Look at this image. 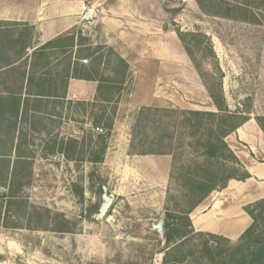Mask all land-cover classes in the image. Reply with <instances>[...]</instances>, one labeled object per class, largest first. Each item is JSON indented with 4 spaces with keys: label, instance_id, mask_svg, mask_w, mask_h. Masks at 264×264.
<instances>
[{
    "label": "rangeland",
    "instance_id": "rangeland-1",
    "mask_svg": "<svg viewBox=\"0 0 264 264\" xmlns=\"http://www.w3.org/2000/svg\"><path fill=\"white\" fill-rule=\"evenodd\" d=\"M108 1L128 12L115 16L123 24H111L128 33L125 53L129 60H137L141 92L133 97L127 84L119 93L115 89L110 104H39L40 114L30 124L21 120L16 130L18 141L26 146L20 154L29 159L9 158L13 130L1 127L6 122L0 119V264H164L166 244L155 227L162 217L182 214L192 206L194 198L187 195L181 176L193 172L194 161L202 156L189 146V140L177 136L174 156L133 155L132 135L139 120L147 126L153 120L166 122L175 132L184 111L217 112L211 92L221 90L231 112L248 113L256 103L253 116L264 117V23L244 21L240 13L226 16V4L247 0H200L204 9L197 0ZM100 4L103 11L106 3L100 0ZM102 26L97 22L85 26L88 34L70 32L87 38L81 63L92 69L96 49L105 46ZM28 29L32 37L25 40L34 44L39 32ZM13 30L15 36L26 33L22 26ZM179 33L194 35L195 39L186 36L191 54ZM67 34L62 37L68 38ZM5 36L0 35L1 93L21 95L28 71L36 78L52 80L57 94L63 93L69 60L68 54L63 56L66 47L50 50L55 55L36 60L33 69L34 50L28 49L29 57H21L22 45H12ZM101 53L108 56L107 49ZM114 60L112 56L113 64ZM97 70L105 78L119 79L112 65H99ZM144 107L165 109L168 114L146 113L142 121L138 114ZM94 120L105 131L96 130ZM157 132L147 131L151 139ZM70 140H79L80 145L67 160L61 145ZM102 145L106 146L103 162L91 163L89 159ZM56 156L61 159L54 160ZM104 188L115 200L99 221ZM205 240L189 238L184 264H206L199 251Z\"/></svg>",
    "mask_w": 264,
    "mask_h": 264
},
{
    "label": "trees",
    "instance_id": "trees-1",
    "mask_svg": "<svg viewBox=\"0 0 264 264\" xmlns=\"http://www.w3.org/2000/svg\"><path fill=\"white\" fill-rule=\"evenodd\" d=\"M199 5L201 1L197 0ZM246 3L233 2L226 4L228 7L227 17H232V13H240L241 19L250 23L262 25L264 23V0H247ZM223 4V3H221ZM250 4V5H249ZM204 9V8H202ZM231 11V12H230ZM219 16L220 14H212ZM253 20H251V19ZM236 19V18H235ZM25 26L26 33H21L15 36L13 28ZM5 28V29H4ZM29 26L25 24L13 23L7 25L0 22V35H6L12 45L21 44L19 55L21 57H29L28 49H33L31 54L32 68L37 65L36 60L43 59L52 55L50 50L67 48L68 51L63 52V56L69 55V60L66 62L65 79L70 78L97 81L99 82V100L103 103H113V93L124 90V85L131 82L130 66L114 49L107 46H98L95 53L98 55L95 58V69L87 67L81 63V47L86 46L87 38L81 36L76 41L75 36L68 38L59 37L53 41L46 43L44 46L35 48L33 43L28 42L32 36L28 33ZM5 36V37H6ZM186 36L194 37L193 34L179 33L180 40L185 45V49L189 54L190 49L186 43ZM204 37V36H203ZM195 39V37H194ZM77 48L76 59L73 60V51ZM108 56L101 53L106 50ZM93 53L92 55H94ZM90 55V56H92ZM115 57L114 64L111 57ZM103 65L106 68L113 67V72L119 76V79H108L99 75L98 66ZM35 83V96L40 99L43 97L54 98L57 96L56 89L52 88V80L45 76L39 78L32 74L28 77V90ZM119 85L118 88L116 86ZM49 92L48 94L46 93ZM211 99L217 109V112H200V111H184L182 112V120L176 123L175 132H170L169 123L153 120L147 126L139 124L133 130L131 142V150L133 155H171L174 156V142L177 139L181 141L189 140V146L198 153L201 151V161H194L192 172L187 171L181 177L185 179L188 187L187 195L190 199L194 198L192 206L182 214L169 215L165 218V244L164 264H184L187 259L183 252L191 236L207 238L199 246V251L203 254V259L206 264H264V200L256 202L245 208L248 215L252 218L251 226L244 232L240 240L233 244L229 240L205 233H196L193 229L190 214L204 200H206L213 192L223 190L232 180L245 181L251 176L245 170L244 166L231 150L226 138L235 133L242 125L249 121L253 109L250 112H231L223 90L220 92H211ZM42 104V100H38ZM13 103L19 108L21 98L17 96L13 98ZM166 113L165 109H153L144 107L139 111V119L143 121L146 113ZM28 108L25 106L23 115H27ZM19 115V110L16 111V117ZM256 122L264 132V117L256 116ZM93 126L96 130H101L100 121L94 120ZM111 126V125H110ZM15 126H7L8 130L14 129ZM16 128V127H15ZM110 128V127H109ZM149 129L158 131V135L151 139L147 133ZM103 131L104 128L102 129ZM101 136V134H100ZM13 141V138L11 139ZM80 143L77 140H70L68 144L61 145V153L65 154L67 160L72 159V154L77 149ZM22 144L18 145V151ZM106 153V146L102 145L99 152L93 154L89 161L94 164L102 163ZM20 157V156H19ZM20 159V158H19ZM175 168H173L172 177H175ZM240 173V174H239ZM102 191V190H101ZM182 240V241H181ZM179 241H181L179 243ZM220 242L228 244L222 247Z\"/></svg>",
    "mask_w": 264,
    "mask_h": 264
},
{
    "label": "crops",
    "instance_id": "crops-1",
    "mask_svg": "<svg viewBox=\"0 0 264 264\" xmlns=\"http://www.w3.org/2000/svg\"><path fill=\"white\" fill-rule=\"evenodd\" d=\"M93 1L9 0V2H6L0 0V22L25 24L39 32V39L35 40L34 43L35 48L44 46L46 43L67 33V36L73 35L78 41L80 32H70L81 31L82 34H88L84 28L82 16L87 5L93 4ZM104 1L106 5L104 4L103 13L97 21V23H101V26L103 25L101 27L103 29V43L105 46L114 49L130 66L131 82L127 92L134 97L141 92L143 87L141 72L138 67L134 66L137 60H129L127 53H125L126 46H129L130 43L127 38L128 33L124 29L115 30L111 24L116 21L123 24L115 16L126 15L128 12L123 8L117 9L115 6L110 5L108 0H101V2ZM139 32L142 33V31ZM137 37L143 41L141 36L138 35ZM84 47L81 48L84 49ZM76 51L77 48L73 51V61L76 59ZM139 54L142 55V52L140 51ZM140 61H143V59L141 58ZM156 61L154 60V62ZM30 75L31 72L28 71L25 78L26 86L21 95H16L14 92H9L10 94L0 92V119L6 122L1 127H16L12 129L13 141L11 140V150L9 155L7 154L9 158L12 155L21 160L31 158V156L20 154L26 146L18 141L16 130H18V122L25 120L30 124L31 120L40 114L37 109L40 104L38 100H42V104H50L53 103L52 101L76 102L78 104L87 102L103 103L97 101L99 100V82L75 78L67 80L65 90L60 95L57 94L58 97H43L40 99L35 96L34 91L29 92V90H32L31 87L28 90L27 80ZM127 84L128 82L125 85ZM32 88H35V84ZM16 96L21 98L19 108L13 103V98ZM134 103H136V99H134ZM25 106L28 108L27 115H23ZM256 108V103H254L253 110ZM17 110H19L18 117H16ZM253 115L254 113L251 114L249 121L226 138L229 147L251 177L245 181H230L225 189L213 192L192 211L190 219L196 233L220 236L235 244L253 222L245 208L264 200V132L256 122V116ZM77 141L79 142V140ZM20 144L22 146L18 151V145Z\"/></svg>",
    "mask_w": 264,
    "mask_h": 264
},
{
    "label": "water",
    "instance_id": "water-1",
    "mask_svg": "<svg viewBox=\"0 0 264 264\" xmlns=\"http://www.w3.org/2000/svg\"><path fill=\"white\" fill-rule=\"evenodd\" d=\"M98 0H94L93 4L96 3ZM54 160H60L61 157H53ZM104 203L101 205L100 209H99V213L96 216V219L99 221H102L106 216L107 213L109 212L114 200H115V196L114 195H110L107 196V188H104ZM158 231V233L160 234L162 240H165V217H162L159 224L155 227Z\"/></svg>",
    "mask_w": 264,
    "mask_h": 264
},
{
    "label": "built area",
    "instance_id": "built-area-1",
    "mask_svg": "<svg viewBox=\"0 0 264 264\" xmlns=\"http://www.w3.org/2000/svg\"><path fill=\"white\" fill-rule=\"evenodd\" d=\"M102 13V5L100 4V0H98L96 3L91 4L85 9L82 16L83 24L85 26L94 25ZM84 63H87V61H84Z\"/></svg>",
    "mask_w": 264,
    "mask_h": 264
}]
</instances>
